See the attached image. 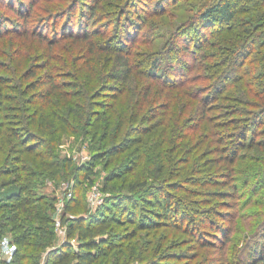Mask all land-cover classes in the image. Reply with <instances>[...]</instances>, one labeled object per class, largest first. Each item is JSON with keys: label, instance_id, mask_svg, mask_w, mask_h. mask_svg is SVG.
Here are the masks:
<instances>
[{"label": "trees", "instance_id": "16d2710c", "mask_svg": "<svg viewBox=\"0 0 264 264\" xmlns=\"http://www.w3.org/2000/svg\"><path fill=\"white\" fill-rule=\"evenodd\" d=\"M0 1L13 13L0 11L3 264H128L142 242L137 260L148 261L160 226L196 240V225L212 227L211 199L232 206L234 193H253L250 180L264 183L247 154L264 157V0ZM83 129L95 141L77 165L58 141ZM102 160L117 194L87 217L62 216L76 249L55 243L53 197L36 189L75 176L79 192ZM260 214L241 264H264Z\"/></svg>", "mask_w": 264, "mask_h": 264}, {"label": "rangeland", "instance_id": "374dc122", "mask_svg": "<svg viewBox=\"0 0 264 264\" xmlns=\"http://www.w3.org/2000/svg\"><path fill=\"white\" fill-rule=\"evenodd\" d=\"M71 1L72 0H64L61 4L66 5L68 3L69 5ZM2 2L7 3V0H3ZM2 5L3 4L0 3L1 13H7L8 16L13 17L12 11L6 7H2ZM66 6H63L62 9ZM40 8L46 9L43 5H40L39 9ZM39 13L42 14V12ZM16 18L18 17L16 16ZM63 22L64 19L61 23L63 24ZM59 28L61 29V24L59 25ZM5 47L7 46L3 44V51ZM70 47H72V45L67 44L55 52L64 56L66 53L70 52ZM74 52H76V57H78L77 47ZM39 62L44 64L47 62V58ZM76 62H79V59H77ZM100 99L102 101H106L109 100V97L104 95V97H101ZM94 141L95 140L92 135L87 133L84 129L78 130V132L73 134L64 133L62 138L58 141L57 149L61 157L72 158L75 164L82 165L89 162L92 148L94 147ZM247 154L251 157V159L255 158V160L251 161L246 158L244 165L248 164V161H251L250 163L254 164V166H264V157H258L260 154L253 151ZM232 166L235 167L236 170L240 167L237 163L232 164ZM110 169L111 168L109 166L104 164L103 160L97 161L94 165V171L90 175L92 181L87 180L83 182L79 192L76 191L78 188H75L77 183V178L75 176H70L65 179L63 178L59 181H56L53 178H46L44 182L45 185L38 187L36 191L38 193L49 194L53 197L52 201L54 203V208L56 207L54 209L55 218L56 211L58 213V207L55 205L58 203V194L63 193L65 190H71L73 192V196L65 200L64 206H62V216H78L81 213L87 217V215L93 214L98 207H102L105 203H108V199L112 198L114 194H117L113 193L114 190L110 188V186L115 182V179H108ZM208 186L203 188H207ZM254 186L257 187V189L253 190V188H255ZM248 191H253V193H246L241 196L235 195L234 193V196L228 197V200L234 202L232 206H228V203H224L223 205L218 203L216 199H211L213 203L207 207L205 214H207V217L211 219L210 226L212 227H198V225H196L198 233V238L196 240L184 231L183 228H176L170 231L169 227L164 225L160 226L159 230L155 231L157 232L158 248L156 251H152V253L148 254V261L138 262L137 260L139 252L141 255H144V252H141L139 248L142 246L145 247L147 242H142L136 246L137 248L134 250V254H136L135 258L128 264H144L145 262H147L146 264H161L159 262H164V264H207L210 258L209 257L207 259L205 257L207 255L211 256V258H217L214 264H241V257L239 254L242 251L245 239L246 237H249L250 233L256 227L255 225L251 226V224H255L253 223L255 221L260 222L263 219V215L260 213L264 209V205L262 203V201H264V183H253V180H250V188ZM75 192L76 194L78 192L83 196L81 203L82 206L76 209V214L72 213L73 210L66 209L67 202L74 197ZM207 197L210 198L211 196L207 195ZM198 198L199 197L196 196L190 197L189 200L196 201ZM117 210L116 213L123 216L121 211ZM59 213L61 215V211ZM150 216L152 219L157 218V215L154 213ZM55 225L56 223L54 222V241L55 243H58L61 241V237L57 235ZM66 232L69 233L68 226L66 228ZM74 236H76L75 238L78 242L77 231H75ZM143 236L147 240L152 238L151 234H143ZM204 245L207 246L205 247ZM68 264L78 263L71 261Z\"/></svg>", "mask_w": 264, "mask_h": 264}, {"label": "built area", "instance_id": "2783aa9c", "mask_svg": "<svg viewBox=\"0 0 264 264\" xmlns=\"http://www.w3.org/2000/svg\"><path fill=\"white\" fill-rule=\"evenodd\" d=\"M58 203L55 205L58 207V213L56 211L55 216V231L58 236L61 237L60 242L69 241L70 244L76 249L78 246V242L76 238H68V233L66 232V224L62 221V206H64L65 200L71 198L73 196V192L71 190H65L63 193L58 194ZM56 208V207H55ZM61 211V215L60 212ZM12 248L9 244V241L6 237L1 238L0 240V264H3L6 259H10L12 256Z\"/></svg>", "mask_w": 264, "mask_h": 264}]
</instances>
